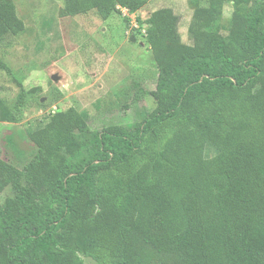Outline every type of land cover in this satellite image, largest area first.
Here are the masks:
<instances>
[{
    "label": "trees",
    "instance_id": "16d2710c",
    "mask_svg": "<svg viewBox=\"0 0 264 264\" xmlns=\"http://www.w3.org/2000/svg\"><path fill=\"white\" fill-rule=\"evenodd\" d=\"M221 1L195 12L192 45L171 8L143 21L161 58L142 119L95 131L69 108L29 134L22 169L0 160L13 192L0 204V264H83L78 252L97 264H264V0H226L224 34ZM143 4L66 0L63 12ZM23 29L0 0V41Z\"/></svg>",
    "mask_w": 264,
    "mask_h": 264
},
{
    "label": "rangeland",
    "instance_id": "374dc122",
    "mask_svg": "<svg viewBox=\"0 0 264 264\" xmlns=\"http://www.w3.org/2000/svg\"><path fill=\"white\" fill-rule=\"evenodd\" d=\"M4 1L14 6L24 25L0 41V61L6 66L0 68V160L18 169L36 153L29 134L56 112L74 108L90 129L101 131L130 125L153 110L150 92L161 55L146 43L143 21L155 10L171 8L179 17L180 42L192 45L188 28L194 14L212 2L142 0L133 14L119 7L109 16L95 10L67 16L66 0ZM221 2L215 24L224 34L236 10L230 1ZM215 154L207 146L204 158ZM12 196L0 175V204ZM78 256L83 264H97Z\"/></svg>",
    "mask_w": 264,
    "mask_h": 264
},
{
    "label": "water",
    "instance_id": "95a60500",
    "mask_svg": "<svg viewBox=\"0 0 264 264\" xmlns=\"http://www.w3.org/2000/svg\"><path fill=\"white\" fill-rule=\"evenodd\" d=\"M130 39H131V41H133V37H131ZM51 79L54 80V81H57L58 80V77L56 75H53L51 77Z\"/></svg>",
    "mask_w": 264,
    "mask_h": 264
}]
</instances>
